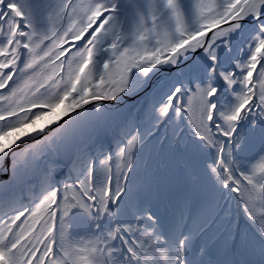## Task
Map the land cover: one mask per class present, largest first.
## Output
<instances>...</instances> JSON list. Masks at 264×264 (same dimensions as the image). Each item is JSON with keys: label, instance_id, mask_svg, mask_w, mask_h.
Instances as JSON below:
<instances>
[{"label": "snow or ice", "instance_id": "snow-or-ice-1", "mask_svg": "<svg viewBox=\"0 0 264 264\" xmlns=\"http://www.w3.org/2000/svg\"><path fill=\"white\" fill-rule=\"evenodd\" d=\"M0 264H264V0H0Z\"/></svg>", "mask_w": 264, "mask_h": 264}]
</instances>
